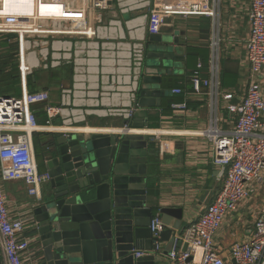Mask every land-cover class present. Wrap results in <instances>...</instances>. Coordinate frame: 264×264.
Segmentation results:
<instances>
[{"label": "built area", "instance_id": "2783aa9c", "mask_svg": "<svg viewBox=\"0 0 264 264\" xmlns=\"http://www.w3.org/2000/svg\"><path fill=\"white\" fill-rule=\"evenodd\" d=\"M9 1L0 0V39L14 37L8 43L17 45L22 92L19 97L0 96V257L2 264H25L26 260L39 264L36 239L24 234L33 218L29 210L12 217L2 187L4 182H22L28 196L40 198V189L50 177L38 169L33 136L81 133V124L92 117L131 121L138 110L136 97L144 76L148 36L159 34L169 15L214 19L216 12L208 0H181L175 5L159 3L161 0H23L22 12L11 11ZM133 13L134 17L123 21L124 15ZM248 24L244 50L251 80L239 104L227 105V111L235 115L231 132L218 127L216 99L221 82L217 37L210 43V77H200V63L190 76L193 95L201 94L203 88L209 90L211 117L201 135L212 143V163L222 186L199 219L172 240L163 256L169 264H264V204L251 237L230 247V260L222 257L214 242L225 217L247 200L249 188L264 180V97L253 80L264 68V0H252ZM63 68L70 70V85L60 83L57 103L53 104L50 90L28 92V78L34 72ZM181 93L174 88L170 95ZM223 97L232 98L231 94ZM41 104L47 117L43 126L38 125L31 109ZM170 108L180 113L186 105L173 103ZM53 120L59 124L52 125ZM155 138L162 156L167 142ZM165 229L159 215L151 219L149 230L159 253L163 252L159 239ZM132 254L141 258L148 253Z\"/></svg>", "mask_w": 264, "mask_h": 264}, {"label": "crops", "instance_id": "0c3cea01", "mask_svg": "<svg viewBox=\"0 0 264 264\" xmlns=\"http://www.w3.org/2000/svg\"><path fill=\"white\" fill-rule=\"evenodd\" d=\"M180 1L161 0L159 3L175 5ZM208 2L215 9L214 19L205 16L182 18L173 15L165 18L159 34L162 36L168 34L167 36L171 39L177 38L178 43L173 47L178 50L181 58L175 60L176 66L169 74L162 76L160 85L150 86V88L165 90V96L160 99V107L148 109V117L143 119L145 127H130L134 131L129 132V134L147 136L152 142L148 150L151 149L154 154L147 156L146 208L152 211L153 217L160 216L161 209L182 211L180 230L174 231L168 242L161 243L163 252L170 250L172 240L181 236L190 222H196L199 219L202 210L212 203L222 186V181L217 176V169L212 163V143L201 135L208 127L211 117L209 90L203 88L201 94L193 95L187 87L190 75L192 71L197 70L199 63L202 66L199 70L200 77L202 79L210 77L208 61L213 36L219 39L221 90L216 99V106L219 118L218 127L223 132H231L235 122V115L227 111V105L239 104L251 80L244 45L249 37L248 12L252 0H208ZM0 41V44L3 43L4 38ZM15 48L16 51L13 52L9 47L0 46V62L15 63L18 70L17 45ZM190 49L199 56L188 60L187 52ZM12 53H14L13 56H11ZM148 73L149 69L145 63V74ZM168 75L176 76L180 87L183 86L179 88L182 93L177 99H180V103H185L186 109L180 113H173L167 109L166 98L175 87V84L164 82L163 78ZM68 78L69 80L64 79L48 89L52 91L53 104L58 102L57 90L60 83L63 82L65 86L70 85V75ZM253 80L260 86L264 97V68L253 77ZM19 86L21 94L20 78ZM225 94H231L232 98L224 99ZM101 120L104 124L96 125L98 118H89L81 128H89V134H113L122 130L120 128L122 121L118 119ZM138 120L140 122L142 118ZM156 135L160 141H165L168 145L162 156L158 154ZM41 140L46 143L51 142L52 136L41 137ZM52 147L53 144L44 146L36 154L41 172H46L43 162L48 155V150ZM44 186L41 187L40 194ZM2 187L10 215L19 217L26 214L29 210L27 207L29 202L34 200L27 195L26 186L22 182H4ZM263 204L264 180L251 189L249 188L247 200L238 207L236 212L225 217L214 236L215 245L225 260H230L229 249L234 243L248 240L251 237L254 222ZM174 222L175 218H172L169 228ZM30 230V228L25 230L24 234L33 237L30 235ZM35 246L37 248L36 244ZM160 260L161 264H169L163 256ZM25 264L35 263L26 260Z\"/></svg>", "mask_w": 264, "mask_h": 264}, {"label": "water", "instance_id": "95a60500", "mask_svg": "<svg viewBox=\"0 0 264 264\" xmlns=\"http://www.w3.org/2000/svg\"><path fill=\"white\" fill-rule=\"evenodd\" d=\"M177 43V38L148 36L145 59L152 63L139 83L138 110L131 121H122V131L57 135L43 162L50 179L40 198L27 206L40 264H161L166 252L155 249L149 230L153 215L146 208L152 142L129 132L130 127H145L148 109L160 107L165 90L150 86L160 85L162 76L175 68L181 58L173 47ZM150 44L158 49L148 51ZM182 216L179 209L160 210L166 227L160 243L180 230ZM132 251L149 254L135 258Z\"/></svg>", "mask_w": 264, "mask_h": 264}, {"label": "trees", "instance_id": "16d2710c", "mask_svg": "<svg viewBox=\"0 0 264 264\" xmlns=\"http://www.w3.org/2000/svg\"><path fill=\"white\" fill-rule=\"evenodd\" d=\"M12 36H8L7 40L4 38V42H8V39H10ZM3 42V43H4ZM9 45H14L16 46V43H9ZM0 46H3L2 43ZM14 53L11 54L13 56ZM199 55L196 54L192 49L188 50L187 52V57L188 60L193 59L194 57H198ZM11 58V57H10ZM1 60V59H0ZM204 64H206V61H204ZM8 70V71H7ZM195 72L192 71L191 75ZM48 75H51V77L48 79L47 84L43 88H39V85L37 86V81L38 78L37 74H33V76L28 78L27 82V90L29 93H34L40 90H48L50 87L56 86L57 83L60 81H63L64 79L69 80L68 76L70 75V70L68 68H63L57 71L49 72ZM190 75V76H191ZM222 78V76H221ZM164 82H169L171 84H175L174 88H183V86L180 87L178 84V78L176 76L168 75L163 78ZM188 89L191 91V85H190V78L188 80L187 84ZM181 95V94H180ZM174 96V95H169L166 98L167 101V109L171 111V104L173 103H180L179 101L180 98L179 96ZM0 96H8V97H19L20 96V86H19V75H18V70L16 64H10L9 62L7 63L6 61L0 62ZM32 112L34 113L36 117V121L38 125L43 126L45 125L47 121L46 114L44 113V105H35L32 108ZM52 136V141L51 142H43L41 140L40 134H35L33 136V144H34V149H35V154H37L40 149L44 146H51L54 143V140L56 139L57 135L53 134ZM41 166V165H40ZM38 165V169H39ZM40 171V170H39ZM41 172V171H40Z\"/></svg>", "mask_w": 264, "mask_h": 264}, {"label": "rangeland", "instance_id": "374dc122", "mask_svg": "<svg viewBox=\"0 0 264 264\" xmlns=\"http://www.w3.org/2000/svg\"><path fill=\"white\" fill-rule=\"evenodd\" d=\"M134 16H135V13L124 15L123 16V21L128 20V19H130V18H132ZM167 35L164 36V37L165 38H171L170 36H167ZM12 38H14V37H12ZM6 40H7V37H6ZM2 45L3 46H6V47H9V49L10 50H13V52L16 51L15 46L14 45H9L8 42H6V43L4 42V43H2ZM154 48H157L158 49V46L155 47L154 44L148 45V51L149 50H153ZM145 63H146V67L148 68L149 65L152 63V60L146 58L145 59ZM144 68H145V64H144ZM49 72L50 71H41V70H39V71H36V72L33 73V74H37V77H39L38 78V81H37V86L39 85V88H43L47 84L48 79L51 77V75H48ZM33 74L31 76H33ZM58 124H59V121L58 120H53L52 121V125H55L56 126ZM102 124H104L103 123V120L98 119V122L96 123V125H102ZM81 125H85V124H81ZM39 134L41 135L42 138H48L50 135H53L55 133L54 132H47V133H39Z\"/></svg>", "mask_w": 264, "mask_h": 264}, {"label": "bare ground", "instance_id": "6f19581e", "mask_svg": "<svg viewBox=\"0 0 264 264\" xmlns=\"http://www.w3.org/2000/svg\"><path fill=\"white\" fill-rule=\"evenodd\" d=\"M15 2H17V4H14ZM23 0H10L9 1V4H11L12 5V7L10 8V10L11 11H13V12H22L21 11V9H22V7H23ZM20 3V4H19ZM19 4V5H18ZM16 5V6H15ZM25 6V5H24ZM23 10H24V8H23ZM26 11V13L28 12V8H26L25 9ZM24 12V11H23ZM49 130H58V129H53V128H49ZM79 131H81V132H89L90 131V129L89 128H80V130Z\"/></svg>", "mask_w": 264, "mask_h": 264}]
</instances>
